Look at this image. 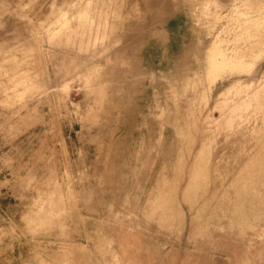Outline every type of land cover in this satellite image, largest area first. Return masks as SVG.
Segmentation results:
<instances>
[{"label":"rangeland","instance_id":"rangeland-1","mask_svg":"<svg viewBox=\"0 0 264 264\" xmlns=\"http://www.w3.org/2000/svg\"><path fill=\"white\" fill-rule=\"evenodd\" d=\"M0 264H264V0H0Z\"/></svg>","mask_w":264,"mask_h":264},{"label":"bare ground","instance_id":"bare-ground-1","mask_svg":"<svg viewBox=\"0 0 264 264\" xmlns=\"http://www.w3.org/2000/svg\"><path fill=\"white\" fill-rule=\"evenodd\" d=\"M215 58V57H214Z\"/></svg>","mask_w":264,"mask_h":264}]
</instances>
